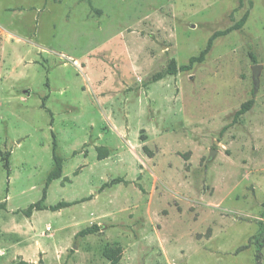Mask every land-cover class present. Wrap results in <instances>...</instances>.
Returning a JSON list of instances; mask_svg holds the SVG:
<instances>
[{
    "label": "rangeland",
    "instance_id": "374dc122",
    "mask_svg": "<svg viewBox=\"0 0 264 264\" xmlns=\"http://www.w3.org/2000/svg\"><path fill=\"white\" fill-rule=\"evenodd\" d=\"M54 145L76 204L27 217ZM261 223L264 0H0V264H257Z\"/></svg>",
    "mask_w": 264,
    "mask_h": 264
},
{
    "label": "trees",
    "instance_id": "16d2710c",
    "mask_svg": "<svg viewBox=\"0 0 264 264\" xmlns=\"http://www.w3.org/2000/svg\"><path fill=\"white\" fill-rule=\"evenodd\" d=\"M240 1V6H242L243 0H239ZM249 18V12H246L244 14V16L238 21L236 22L233 26H231L230 28L223 30V31H217L215 32L211 38L209 39L206 48L198 55V56H194L191 57L189 59L188 64L186 65H182L180 67L177 66L175 61H172L170 63V65L168 66L167 70L165 73H160L155 80L159 81L162 80L163 78H165V76L167 75H177L180 72H189L191 71L195 65L201 64L205 61L207 55L211 52L212 48H213V44L215 42V40H217L220 37H224L229 35L230 33L234 32V31H240L243 29V27L245 26V24L247 23ZM254 59V57H253ZM255 60V59H254ZM254 104L253 100H250L249 102L245 103L244 105H242V107L236 112L234 119H233V123L235 124L238 122V120L245 115L248 111L251 110L252 106ZM56 147L54 145V160H55V164L56 167L53 171H51L46 179V183H45V187L43 189V194H42V198L40 201H38L35 204H32L28 207L27 210L24 211L25 216L27 217H31L34 211H46V210H50L52 212H57L60 211L62 209L65 208H69L73 205L76 204V202H66V201H62L57 203L56 205L53 206H47L45 205V202L47 200V195H48V189L50 188V186L52 185V183L56 180H59L62 177V173H63V161L62 159L56 155L55 153ZM144 150L147 151V147H144ZM108 156V153L103 151L102 149H99V157L100 159H105ZM101 229V227L99 226H92L90 228H87L83 231L80 232V235H87V234H91V233H95L97 231H99ZM254 240V244L256 246V251H257V255H256V261L257 264H262V259H263V255H262V250L264 248V223H261V230L260 232L253 238ZM249 246H243L241 248H239L237 250V253L242 252L246 249H248ZM104 257L109 260L112 264H118L122 258V249L121 248H106L104 250L103 253ZM16 264H33L24 260H21L20 262L16 263Z\"/></svg>",
    "mask_w": 264,
    "mask_h": 264
},
{
    "label": "water",
    "instance_id": "95a60500",
    "mask_svg": "<svg viewBox=\"0 0 264 264\" xmlns=\"http://www.w3.org/2000/svg\"><path fill=\"white\" fill-rule=\"evenodd\" d=\"M254 73H257V70L255 69L254 70ZM211 155L213 156L214 155V152L212 151Z\"/></svg>",
    "mask_w": 264,
    "mask_h": 264
}]
</instances>
